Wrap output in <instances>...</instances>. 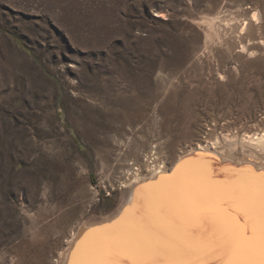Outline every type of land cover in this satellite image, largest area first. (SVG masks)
Wrapping results in <instances>:
<instances>
[{"label": "rangeland", "instance_id": "374dc122", "mask_svg": "<svg viewBox=\"0 0 264 264\" xmlns=\"http://www.w3.org/2000/svg\"><path fill=\"white\" fill-rule=\"evenodd\" d=\"M263 126L264 0H0V264H60L133 183Z\"/></svg>", "mask_w": 264, "mask_h": 264}, {"label": "water", "instance_id": "95a60500", "mask_svg": "<svg viewBox=\"0 0 264 264\" xmlns=\"http://www.w3.org/2000/svg\"><path fill=\"white\" fill-rule=\"evenodd\" d=\"M188 160L189 158L187 162ZM207 163L209 165L207 168L205 167L206 175L198 176L203 179H209L212 182L210 190H208L207 186H203V191L206 194H209V192L214 193V198H211L213 202L209 201L207 204L212 208L213 217H219V215L222 217L230 216L231 214L226 215L225 212L230 213L229 210L234 212V206H238L239 211H242L244 215L246 200L243 192L248 181L253 178L258 179L261 173L255 172L248 167L235 170L228 165H220L217 160H210ZM187 167H189L188 163ZM190 173H193L191 167ZM176 175H180L183 179V175L175 168L173 173L162 176L158 182H148L145 186L139 187L136 192V198H134L132 205L126 209V213L123 216L117 218L111 224L95 227L88 231L86 239L80 244L81 247H78L74 255L72 264H99L100 259L97 260V258L100 253L95 250L102 245H108L107 239L113 244L116 235L115 229L118 227L127 228L128 224L133 223V218L135 217L141 222V227L131 236H138V241L136 242L138 245L148 247L149 244H153L152 247H156L158 244L165 242L166 239H169V237L180 238L178 241L180 245H183L185 241L188 242L187 240L191 241L192 238H195V234L202 236V233H204L206 235V229L203 228L197 216L191 218V220L197 221L194 224H190V221L187 223H183V221L176 223L173 219L174 207L179 206V203L184 202V198L189 196L187 191L190 189V182L197 184L191 178L193 177L191 175L190 182L184 186L178 182ZM188 176L189 173L185 172L184 179ZM217 179L221 183L217 182ZM238 179L241 180L240 183L235 182ZM194 197H188V200L192 199L191 202L193 203L203 200L198 193H195ZM188 218L190 219V217ZM159 229L161 230L159 231ZM156 233L161 235H156ZM121 239L123 240V238ZM158 239H160L159 243H152ZM172 241L175 242V240ZM84 254H87V256L81 261ZM161 258L162 256L159 260H162Z\"/></svg>", "mask_w": 264, "mask_h": 264}, {"label": "bare ground", "instance_id": "6f19581e", "mask_svg": "<svg viewBox=\"0 0 264 264\" xmlns=\"http://www.w3.org/2000/svg\"><path fill=\"white\" fill-rule=\"evenodd\" d=\"M246 27H247V24H245L244 30L246 29ZM244 141H245L244 145H246L249 148V153H250L249 158H246V160H234L230 158V156H228L230 152L227 153L226 150L228 149L230 151L229 149L230 146L228 145L235 144L233 140H230L232 144L226 143L227 145H225L216 139L213 142L209 141L203 145H198L195 149H191L187 153L180 156L176 160V162L173 164L170 170H163L161 168L155 169V172L150 177V179L140 180V181H136L135 183H133L130 188L128 200H126V203L118 210V212L116 213V216H114L111 220L101 223L100 225L88 227L87 224H84L78 230V232L75 233L72 238H70L68 247L66 248V250L63 252L61 256L60 264H72L73 263L74 255L78 247H81L80 244L86 239L88 231H90L91 229L95 227H103L105 225L111 224L117 218L123 216L126 213V209L132 205L134 198H136L135 197L136 192L139 187L145 186L148 182H158L162 176L170 175L171 173H173L175 168L176 170H178L180 174L183 175V179L181 178L180 175H176L178 182L180 184L186 186L190 182L191 175L193 176L191 178H193L194 181L197 183L195 185L190 182L189 184L190 189L187 191V193H189L188 197L195 198L194 197L195 193H198L203 198L202 201L193 203L191 202L192 199L188 200V197L186 196L184 198V202L182 203L180 202L179 206L174 207L175 211L173 213V219L176 221V223L182 222V221L183 223H187L188 221H190V224H194L197 221L191 220V218H194L195 216H197L199 217V221L203 225V228L206 229L205 231L206 235H204V233H202V236L200 234H195L196 235L195 238H192L191 241L187 240L188 242L185 241L183 245H191V246L200 245L205 242V238L210 237L213 233L225 239L229 238L233 230V221L241 225L246 223L244 215L242 211L241 212L239 211L238 206H234V212H231L230 210H229L230 213H228L227 211L225 212L226 215L231 214L230 216L222 217L219 215V217L217 216L213 217L212 208L208 206L207 204L209 201L213 202L211 198L213 197L214 193L209 192V194H206L203 191V186H207L208 190H210L209 188L212 182L209 179L200 178L198 175H206L207 172L205 169L209 165L207 161H210V160H213V161L217 160L220 163V165L221 164L228 165L234 168L235 170L240 169L242 167H248L255 172L264 173V126L261 127V129L254 131L251 135L249 134L246 135ZM233 152L234 151L232 149V153ZM236 155H237V152H236ZM188 158L189 160L187 162ZM187 163L189 164V167H187ZM190 167L193 170L192 174L190 173ZM220 170L223 171L224 169H220ZM185 172H188L189 176L184 179ZM218 179H217V182H219ZM235 182L240 183L241 180L238 179ZM243 193H245V191ZM188 217H190V219ZM135 218H133L134 220L132 224L131 223L128 224L127 228L118 227L117 229H115L116 235H115L113 244L110 242L109 239H107V243L109 246H116V245L124 246L128 244H136V242L138 241V236H131V235H133L135 231H138L140 229L141 222L138 220V218L137 219ZM160 230L161 229H159V231ZM156 235H161V234L156 233ZM121 238H123V240ZM172 240H175V242H173ZM178 240H180V238L175 239V238L169 237V239H166L165 242L158 244L156 247H152L153 244H149L148 247L160 248V247H163L169 244H174V243L180 245V242ZM159 241L160 239L153 241L152 243L157 244L159 243ZM86 256L87 254H84L81 258V261H83V259ZM160 257H161L160 255H156V254L145 255L143 257L129 255V254H122V255L99 254V257L97 258V260L100 259L99 264H108L109 261H116L117 264H136V262L139 260L145 261L146 264H156V262L161 261L159 260ZM161 259L163 260L165 259V257L162 256Z\"/></svg>", "mask_w": 264, "mask_h": 264}, {"label": "snow or ice", "instance_id": "6c2138e0", "mask_svg": "<svg viewBox=\"0 0 264 264\" xmlns=\"http://www.w3.org/2000/svg\"><path fill=\"white\" fill-rule=\"evenodd\" d=\"M246 223L233 221V230L225 239L213 233L197 245L169 244L152 248L138 244L102 245L95 251L105 255L129 254L139 257L156 254L165 259L156 264H264V173L248 181L245 188ZM215 258V259H213ZM108 264H117L109 261ZM136 264H146L139 260Z\"/></svg>", "mask_w": 264, "mask_h": 264}]
</instances>
